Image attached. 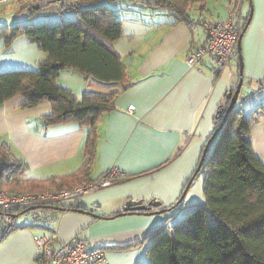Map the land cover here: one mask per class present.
Segmentation results:
<instances>
[{
    "label": "crops",
    "instance_id": "1",
    "mask_svg": "<svg viewBox=\"0 0 264 264\" xmlns=\"http://www.w3.org/2000/svg\"><path fill=\"white\" fill-rule=\"evenodd\" d=\"M76 1L14 0L0 7V29L65 22L62 13L73 21ZM221 1L208 0L204 10L196 3L189 21H178L168 11L132 0L110 4L123 22V36L104 42L119 55L130 85L124 89L122 84L102 83L73 70L61 71L57 79L59 86L78 99L89 92H119L115 109L98 124L96 157L87 175L77 174L85 163L87 127L75 121L47 126L44 118L53 112L50 102L26 108V100L17 96L0 106V148L9 149L19 161L22 183L37 184L31 190L37 191L38 185L49 191L52 189L47 187L72 189L94 182L114 168L127 173L112 186L84 196L81 209H45L55 215L54 221L45 223V230L33 228L30 217L22 221L17 216L18 228L0 240V264H46L37 258L33 240L45 232H58L64 240L80 235L104 250L109 264H150L149 235L198 199V193L191 195L192 191L177 205L215 130L218 107L236 89L241 69L243 87L237 105L244 113L249 111L247 114L264 107V0H242V66L238 55L216 76L208 62L194 68L186 63L192 49L205 39L202 28L191 19L225 20L238 0H224L219 10ZM36 5L40 8L33 10ZM55 9L69 13L45 15ZM46 57L25 36L9 44L0 38V73L37 71ZM251 139L256 158L264 164V115L252 126ZM131 200L144 204L155 200L161 206L152 211L165 212L119 216ZM185 200L188 205L182 207ZM94 204L100 207L97 213L87 209Z\"/></svg>",
    "mask_w": 264,
    "mask_h": 264
},
{
    "label": "trees",
    "instance_id": "2",
    "mask_svg": "<svg viewBox=\"0 0 264 264\" xmlns=\"http://www.w3.org/2000/svg\"><path fill=\"white\" fill-rule=\"evenodd\" d=\"M116 1L77 0L73 4V21L0 29V38L8 44L25 36L47 55L37 71L0 73V106L17 96L26 100V108L50 102L53 112L44 118L47 126L75 121L87 127L85 163L77 173L80 175H87L94 163L98 124L115 109L119 92H89L78 99L71 90L59 86L57 79L61 71L73 70L102 83L122 84L124 89L130 85L119 55L104 42L112 43L123 36V22L110 7ZM132 1L168 11L178 21H189L191 8L198 3L204 10L208 0ZM235 90L227 93L218 107L214 132ZM263 115L264 107L250 114L238 105L234 107L213 141L216 146L212 156L206 157L202 168L206 172L205 203L193 204L185 211L188 215L183 220L174 226L168 223L149 235L150 264H264V164L256 158L251 139V128ZM0 153L7 158L5 163L0 162V185L6 183L21 193L49 191L44 185H38L37 191L31 190L37 184L30 186L19 180V161L9 149L2 147ZM47 188L58 191L63 186ZM10 233H4L0 240Z\"/></svg>",
    "mask_w": 264,
    "mask_h": 264
},
{
    "label": "built area",
    "instance_id": "3",
    "mask_svg": "<svg viewBox=\"0 0 264 264\" xmlns=\"http://www.w3.org/2000/svg\"><path fill=\"white\" fill-rule=\"evenodd\" d=\"M12 1L14 0H0V7ZM191 23L202 28L205 39L192 49L186 60L187 65L194 68L208 62L214 75L219 76L239 55L238 43L244 27L242 0L231 7L223 21L200 16L191 19ZM133 110V106L129 108L130 113ZM126 177V172L114 168L98 180L72 189L27 193L0 190V234L2 236L17 229L16 217L19 215L30 217L33 228L45 230V223L54 221L55 215L39 207L81 209L84 196L108 188ZM87 209L91 213L100 211V207L95 204ZM33 240L38 248L37 258L46 264H109L105 251L91 246L80 235L64 240L58 232H50L49 235L45 232L44 235L33 237Z\"/></svg>",
    "mask_w": 264,
    "mask_h": 264
},
{
    "label": "water",
    "instance_id": "4",
    "mask_svg": "<svg viewBox=\"0 0 264 264\" xmlns=\"http://www.w3.org/2000/svg\"><path fill=\"white\" fill-rule=\"evenodd\" d=\"M40 8V5H36L33 7V10H38ZM250 20H251V15H250ZM249 20V22H250ZM240 43H241V37H240V40H239V43H238V54H239V60H240V65L242 66V55H241V47H240ZM242 87H243V70L241 69L240 71V78H239V83L236 87V90L232 93L231 92V101H230V104L226 110V114L220 124V126L217 128V130L213 133V135L210 137V139L208 140L204 150H203V153H202V156H201V159H200V162H199V165L193 175V177L190 179V181L188 182L187 186H186V189L185 191L183 192L180 200L178 201L177 205H179L183 200L184 198L186 197L193 181H194V178L195 176H197L199 174V172L202 170L204 164H205V161H206V157H207V153H208V150H209V147L211 146V144L213 143V141L217 138L218 134L220 133V131L222 130V128L224 127V124L226 123L230 113L232 112V110L234 109V107L237 105L238 103V100H239V95L241 93V90H242ZM161 206V203L159 202H156L155 200L151 201L150 203L148 204H144L143 201H129L127 204H126V207L124 210H122L121 214L119 216H123V215H126V214H129V213H133V212H143L144 214L147 213V214H160V213H164L165 211H152V209H158L159 207ZM38 208V207H37ZM37 208H32V209H37ZM39 209H55V210H61L62 208H58V207H53V206H45V207H39ZM64 210V209H62Z\"/></svg>",
    "mask_w": 264,
    "mask_h": 264
},
{
    "label": "rangeland",
    "instance_id": "5",
    "mask_svg": "<svg viewBox=\"0 0 264 264\" xmlns=\"http://www.w3.org/2000/svg\"><path fill=\"white\" fill-rule=\"evenodd\" d=\"M211 3H213V2H210L209 5H211ZM222 4H224V0L221 1L220 6L218 8L219 10H220V8H223ZM62 12L69 13L68 10H66V9H61L60 11L58 9H55V10H53L51 12L48 11L47 14H45V15H55V16H59L60 17ZM209 13H210V10H209ZM62 15H64L63 19H62L63 21L69 20V16L68 15L63 14V13H62ZM211 15H214V13H211ZM49 22H51L50 23L51 25L58 24V23H55L53 21H49ZM247 112H249V111H246L245 113L247 114ZM215 146H216V143H213L210 146L209 151H208V155H207V159L212 156V154L214 152V149H215ZM6 161H7L6 156L4 154L0 153V162L5 163ZM205 178H206V172H205L204 169H202V171L194 179V181H193V183L191 185V188L189 189L187 197L192 191H193V193H191V195H194L195 193H198V197H197L198 199H197L196 203H194V204H204L205 201H206V197H205V193H204ZM0 188H2V190H6V191H9V192H12V193H21L20 191L13 190L12 188H9L6 185V183L1 184ZM186 205H188V201L187 200H185V202L182 204V207L186 206ZM189 206H191V205H189ZM176 215L177 216H175L174 218H172L169 221V225L170 226H172V225L174 226L177 222L183 220L188 215V212H177ZM26 217H27V215H21V216H19V220L24 221V219Z\"/></svg>",
    "mask_w": 264,
    "mask_h": 264
}]
</instances>
